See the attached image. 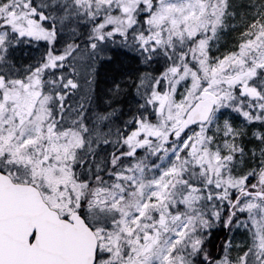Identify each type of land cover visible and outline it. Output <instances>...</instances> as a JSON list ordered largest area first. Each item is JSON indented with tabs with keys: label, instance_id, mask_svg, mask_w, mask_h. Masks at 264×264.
Listing matches in <instances>:
<instances>
[{
	"label": "snow or ice",
	"instance_id": "snow-or-ice-1",
	"mask_svg": "<svg viewBox=\"0 0 264 264\" xmlns=\"http://www.w3.org/2000/svg\"><path fill=\"white\" fill-rule=\"evenodd\" d=\"M0 264H264V0H0Z\"/></svg>",
	"mask_w": 264,
	"mask_h": 264
},
{
	"label": "rangeland",
	"instance_id": "rangeland-1",
	"mask_svg": "<svg viewBox=\"0 0 264 264\" xmlns=\"http://www.w3.org/2000/svg\"><path fill=\"white\" fill-rule=\"evenodd\" d=\"M235 2H236L237 4H240V3H247V0H235ZM233 36H234L233 33H231V32L227 33V34H226V37H225L224 39H222L221 43H222V44H225V46L230 45V43H231V41H232V39H233ZM26 52H27V55L25 54ZM36 53H38V50H34V49L31 48V46H29V49H28V50H26V51H23V50H22V51L20 52V56H21V57H24L25 59H27L29 56H31V55H33V54H36Z\"/></svg>",
	"mask_w": 264,
	"mask_h": 264
},
{
	"label": "flooded vegetation",
	"instance_id": "flooded-vegetation-1",
	"mask_svg": "<svg viewBox=\"0 0 264 264\" xmlns=\"http://www.w3.org/2000/svg\"><path fill=\"white\" fill-rule=\"evenodd\" d=\"M29 49V46H24V50L23 51H26Z\"/></svg>",
	"mask_w": 264,
	"mask_h": 264
},
{
	"label": "trees",
	"instance_id": "trees-1",
	"mask_svg": "<svg viewBox=\"0 0 264 264\" xmlns=\"http://www.w3.org/2000/svg\"><path fill=\"white\" fill-rule=\"evenodd\" d=\"M221 234H222V233H221ZM218 238H219V237L217 236L216 239L218 240Z\"/></svg>",
	"mask_w": 264,
	"mask_h": 264
}]
</instances>
